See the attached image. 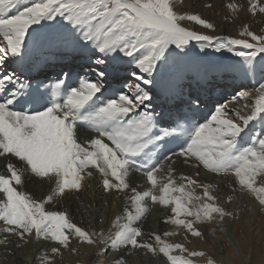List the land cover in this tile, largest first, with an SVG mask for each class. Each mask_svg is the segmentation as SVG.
Segmentation results:
<instances>
[{
  "label": "snow or ice",
  "instance_id": "snow-or-ice-1",
  "mask_svg": "<svg viewBox=\"0 0 264 264\" xmlns=\"http://www.w3.org/2000/svg\"><path fill=\"white\" fill-rule=\"evenodd\" d=\"M247 3L248 13L264 14L262 0ZM173 5L174 0H29L28 4L0 0V69L9 60L25 62L26 37L38 40L45 28L54 26L48 22L66 21L59 39L70 43L81 67L96 76L95 80L79 77L75 85L57 79L50 91H41L39 85L25 91L15 69L0 76V157L8 161V174H0L4 233L24 243L33 235L37 241H50L53 255L63 249L75 254V241L95 246L100 257L119 253L112 264H127V256L138 250L162 255L165 264H193L187 257H204L205 253L189 252L183 244L168 243L160 235L153 234L154 243L138 239L143 236L138 223L148 212L145 202L150 199L152 204L171 206L172 215L164 222L197 238H202V232L196 225L235 217L216 204L212 185L187 176H181L182 182L177 184L171 168L167 182L159 185L160 194H154L161 167L147 161L161 142L177 144L180 150H171L172 156L185 162L195 160L216 175L234 176L239 191L253 197L264 210V34H254L247 25L239 36L251 42L201 34L181 26V22H194L209 30L214 26L199 15L177 13ZM227 7L233 13L239 11L236 3ZM192 41L206 42L201 51L213 47L217 53L227 51L240 58H225L219 71L256 81L250 105L245 103L232 116L227 106L221 105L203 123L192 124L188 116L173 117L170 109L156 103L157 87L167 92L164 74L169 58L181 60V53L191 55L188 45ZM129 72L135 81L131 84L127 83ZM116 79L125 84L131 96L111 88ZM250 97L252 93L239 91L234 102ZM254 122L260 126L255 136L250 127ZM79 129L94 134L86 144L78 141ZM92 169L102 177L105 192L129 189L130 169L140 171L151 185L143 192L131 189L132 195L126 196L131 210L126 206L123 214L116 216L111 225L115 231L107 235L103 230L77 226L66 212L45 208L67 191L79 192L82 181L94 175ZM32 177L55 184L43 200L37 201L23 190ZM196 188H203L202 196L196 195ZM231 200L229 196L228 202ZM176 234L169 231L164 236ZM176 252L180 255L173 254ZM207 264L215 261L209 258Z\"/></svg>",
  "mask_w": 264,
  "mask_h": 264
},
{
  "label": "bare ground",
  "instance_id": "bare-ground-1",
  "mask_svg": "<svg viewBox=\"0 0 264 264\" xmlns=\"http://www.w3.org/2000/svg\"><path fill=\"white\" fill-rule=\"evenodd\" d=\"M179 1H181L182 3ZM211 1L212 0H175V6H176V10L180 12L189 11L188 9L192 8L191 10L194 11L195 13L200 10L202 3L205 2L209 3ZM240 1H245V0H240ZM28 2L29 0H24L25 4H28ZM215 2L216 1L213 0L211 3H215ZM205 14L206 13L203 12V15ZM222 22L219 23L217 27V32L215 31L216 32L215 35L237 39L238 31L236 30V26L227 22L225 23ZM48 23H55V22H48ZM62 25L63 24L59 23L57 29H51V27L45 28L41 32L40 38L35 41L28 40L26 37L27 47L24 49L25 55H29L27 57L29 59L30 58L35 59L38 56L42 55L41 56L42 59H45L46 54H51L52 51L56 49V47L58 46L63 47V50L60 51L62 53L60 56L63 55L64 59L58 62V64L61 63L62 65L61 68L62 70L58 74V78L65 79L68 85L77 84L79 77H86L88 79L95 80L96 76L94 73H91L90 75L87 69L85 70V72L82 69H79V64H81L80 63L81 60L79 59L80 61H78L77 58L80 57L73 51L71 44L65 43L59 39V37L63 34V27H61ZM181 26L186 27L184 23L181 24ZM198 30H199L198 33L204 31L201 29ZM31 47H34V49L32 50ZM170 47H174V46H170ZM55 56L57 57V55ZM72 58H74L73 62H69ZM225 58H230V57L227 56ZM225 58L223 56L218 58H211L207 56L195 57L194 55H189L185 57L179 63L180 66L178 67L177 70V76H176L177 79L175 80V82H173L172 79L169 78L168 76L164 75L167 84V92L165 93L161 91V88L158 86L156 91L159 95L156 103L163 105V107L166 109H170L173 117H175L176 115L188 116L192 124L203 123L205 119L210 118V115L212 112H214L215 108L221 105L227 106V110L229 112V115L231 116L232 112L241 109L244 104L243 101L239 99H235L234 102V98L236 97L234 96L231 97V95H234L236 89L239 88L245 89V91L252 93V96L254 97L255 88L258 87V84L254 79L249 78L248 80H244L243 78H233L230 74H224L221 71H219V66L222 63H224ZM258 58L259 57H257V59ZM126 59H130V58H126ZM231 59L238 60L240 58L232 56ZM70 63L74 64L73 68L71 67ZM68 69L71 70L69 71ZM0 71H2V73L4 71L11 72L12 64L8 63L7 65H3ZM66 73L68 74L67 77L65 76ZM15 75L17 74L15 73ZM18 79L21 84H23L22 82L31 81V79L28 77H18ZM134 82H135L134 77L131 75V73L130 72L127 73V83L131 84ZM38 85L40 86L41 91H44L46 88L49 89L50 91L49 82L45 81L43 84H38ZM110 86L113 90L120 89L126 94L131 96V93L128 92L127 87L123 83L118 82V79L112 82ZM220 86H223L221 87V90L217 91L215 94H210L211 88L215 89L216 87H220ZM226 87H228L227 91L223 92L222 88L223 89L225 88L226 90ZM118 94L119 93L117 92V95ZM156 111L158 112L160 111V109L157 108ZM157 131H159V128H157ZM252 134L253 136H255L258 135V132ZM93 135L94 134L91 132H88L84 129H79L78 141L83 144H86L87 139L91 138ZM160 145H161L160 150H158L157 148H153V150L151 151L150 153L151 159L147 161L148 165H152L156 163L158 160H160V152L166 151L165 148L170 147L171 150H175L173 144H171L170 142L167 144L161 142ZM166 153H168V151H166ZM172 158H173L172 160H174V163H172L174 167L172 169L173 170L172 176L176 179L177 184L182 182L180 180L181 176H187L193 179L197 176H200V174H204L205 177L209 178L210 181L216 184L217 186L227 187V185L230 186L233 184L235 187H237L235 184V179H232L230 177L219 176L216 174L212 176L210 173L207 174L203 172V170L205 169H202L201 171V169H199L200 165H198V162H196L195 160H189L188 162H185L184 158L182 157L172 156ZM12 159L13 162L19 165L18 161H14V158ZM139 159L140 158H138V160ZM7 162L8 161H6L5 158L0 157V174H4V175L8 174L6 169ZM170 168L172 167L168 166L167 163H165V166H163V168L161 169L162 172L156 174L158 177V187L154 190V194L156 195L160 194L159 185H162L163 183L167 182V178H164V176H162V173L165 172L168 175V170ZM183 168H185L184 170L187 171L182 172L181 170H183ZM90 171H93L94 175L92 177H89V179L87 177V179L85 178V180L82 181L83 186L79 192L75 190L67 191L64 196L55 197L52 203L45 205V208L50 211L57 210V211L66 212L67 214L70 215V217L73 218L75 224L83 229H86L88 231L103 230L104 233H106L111 227L112 222L114 221L116 216L123 214L126 206L129 208V210H131V202L130 200L126 199V196L130 197L132 195L131 189L135 188L138 192H143L150 189L151 185L147 183L146 177L143 176L140 171H137L135 169H130L129 177H128L129 189H127L125 192H116L114 190L105 192L102 186V177L98 173H95L94 169ZM54 187L55 184L52 181L40 180L32 177L31 179H28L26 181L25 185L23 186V190L28 192L37 201H40L43 200L45 197H47L51 193V190ZM217 191H218L217 193H220L223 191V189L221 188L220 190L218 188ZM229 196H233V195H229ZM233 199L234 201L232 203V207L234 208L237 207L241 202L240 193L235 192ZM145 203L146 206L148 207V212L138 223V226L144 227L145 232L143 233H146V236L148 237L147 239L151 241L153 239L152 238L153 234L161 236L162 234H164L166 228L169 226L164 221L169 216L172 215L170 211L171 206L164 207L159 204H152L150 199L147 200ZM247 218L250 219L251 217L249 216ZM100 219L102 220L101 222H99ZM240 219L232 224L227 223L229 227L224 225L220 226L219 223L211 222V225L208 226L207 228V230L209 229L208 232H206L208 234L207 235L204 234L208 238V240L213 238L214 241L216 242L219 241L227 245V251L225 255L221 257V259L227 262L228 264H232L233 261L239 264H249L250 251L246 247V240H247L246 232H247V226L249 220H240ZM3 227L4 225L0 224V253H1L0 259L2 258L5 259L4 263L47 264L45 263L46 252L47 250H49L50 252L49 247L52 246L49 241L42 240L40 242H35L33 240V238L35 239V236L33 235L31 238L28 239L27 243H22L23 241L22 242L19 241V239L14 237L12 234L4 233L2 231ZM240 228L245 229V231H242V235H239L240 236L239 237L238 229ZM156 229L157 232L155 233L154 230ZM210 229L213 232L211 234L209 233ZM213 239L212 242L208 241V243L205 242L203 244H199L197 247L199 249L206 250L209 253L215 252L216 248L214 246ZM100 247L103 246L101 245ZM82 250L83 251L81 252V256L80 255L77 256L78 261L76 262L77 263L82 262L84 264H93L91 260L89 261L90 258L89 255H91L92 253L95 254L97 248L86 247ZM236 251H238V253ZM118 255L119 253H111L105 259L100 258L99 260V258H97L98 264L100 263L99 261L101 260L105 261L104 264H112L114 257ZM136 256L135 258H133L132 255H128L127 262H131L133 264H141L138 261V259L136 260ZM262 259H261L262 261L261 264L264 263V258ZM160 261L162 260L160 259ZM154 262L156 261L153 262L151 261V264H162L159 261L156 263ZM67 263L68 264L74 263V260L72 261V257H70V255H67V257L65 258L64 264Z\"/></svg>",
  "mask_w": 264,
  "mask_h": 264
},
{
  "label": "rangeland",
  "instance_id": "rangeland-1",
  "mask_svg": "<svg viewBox=\"0 0 264 264\" xmlns=\"http://www.w3.org/2000/svg\"><path fill=\"white\" fill-rule=\"evenodd\" d=\"M215 1L217 2V4H216V2L215 3H211V2L202 3L200 10L198 12H195V13H194V11L191 10L192 8L188 9L189 11H182V12L176 10L175 0H174L173 7H174V10L177 13H179V14H195V15H199L202 19H204L205 21L211 23L214 26V30H209V29H204L203 27H201L199 25H196L194 22H189V21L181 22V24L184 23L186 25V27L189 28V30H193V31H196V32H199L198 29L204 30V31L200 32L201 34L211 35V36L215 37L216 36L215 33L217 32V27H218L219 23H221L222 21L224 23L227 22V23H230V24H233V25L236 26V30L238 31L237 32L238 33L237 39H247V40L250 41V38H248V37H240L239 36V32L242 30V28L245 25H247L249 30L252 31L256 35L264 34V14L257 13L255 16H253L252 14L248 13L247 12V6H248L247 0H245V1H240V0H215ZM179 2H181V1H179ZM262 2H264V0H262ZM229 3H236L239 6V11H237L236 13L231 12L228 9V7H227V5ZM209 4L211 5V7H206V5H209ZM182 9H184V8H182ZM203 12H205L206 13L205 15H208V16L203 15ZM59 23L64 25V24H66V21H59V22L53 23L54 26L51 27V29H57ZM63 25L61 27H63ZM220 25H222V24H220ZM216 37H221L222 38V36H216ZM204 43H206V42H195V41L194 42L193 41L190 42V44L188 45V48L191 49V53H192L191 55H194L195 57L207 56V57H211V58H218V57H222V56L224 58L227 57V56L230 57V58L232 57V54L228 53L227 51H224V52H221V53L215 52L213 47H205L204 51H201V45L204 44ZM170 48L174 49V47H170ZM175 51H179V50H175ZM180 55L183 57V59L185 58V56H183V53H181ZM183 59H181V60H183ZM181 60H176L175 58H172V57L169 58V61H168L167 67H166V72H165L164 75H166L169 78H171L173 82H175V80L177 79V77H176L177 76V70H178V67L180 66L179 63L181 62ZM221 87H223V86L216 87L215 89L211 88L210 89V94H215L217 91L221 90ZM222 90H223V92L227 91V87H226V90H225V88L224 89L222 88ZM239 91H245V89H242V88L241 89L240 88L236 89L234 95H231V97L232 96L237 97V93ZM252 98H253V96L250 97L248 101H244V100H241V101H243L244 104L248 103L250 105L251 102H252ZM234 113L235 112H232V115ZM252 126H253V128H252L253 132L252 133L258 132V134H259V132H260L259 124L254 122L253 125H251V127ZM170 143L173 144L175 151H179L180 150L176 143H174V142H170ZM156 148L158 150H160L161 149V145L159 147H156ZM167 148H165V150L168 151L169 154L166 153V151L160 152V160L157 161L159 163H157V162L154 163V164L160 166L161 169L163 168V166H165V163H167L168 166L172 167L171 169L174 168L173 165H172V163H174V160H172L173 158L171 160L167 159V157L171 156V153H172L171 152V148L170 147H167ZM199 167H200L199 169H201V171H202V169H204V168H202L203 167L202 165H200ZM184 169L185 168H183V170H181V171L182 172H186L187 170L185 171ZM161 172L162 171H160L158 173H161ZM203 172H205L207 174L210 173L207 170H203ZM210 174L212 176H214V173H210ZM162 176H164V178H167L166 176H168V175H167V173L163 172ZM219 176L230 177L232 179H235V177L232 176V175H219ZM86 179H87V177H86ZM88 179H89V177H88ZM193 179H195L198 183L201 182L200 184H210V185H212V189L210 191H211V194L214 197H216V204L218 206H220V207H223L226 211L233 212L234 217H235V218L225 217V219L223 221H220L219 218H217V219L212 220L211 222L219 223L220 226L224 225V226H228L229 227L228 224H232V223L236 222L237 220L240 219V217H241L240 220H249L248 226H247V232H246V238H247L246 247L250 251L249 264H261L262 263L261 259L264 258V210L260 209L258 203L254 200L253 197H251L247 193L240 192L238 187H235L233 184L230 185V186L227 185V187L224 186L225 188L217 186L216 184L212 183L209 178L205 177L204 174H200V176H197V177H195ZM261 179H264V178H261ZM198 180H200V181H198ZM217 187L220 190L222 188L223 191L220 192V193H217L218 192L217 191L218 190ZM233 188H237V190L233 191ZM202 189L203 188H196L195 189L196 195L202 196L203 195V190ZM235 192H239L240 193L241 202H240V204L237 207L233 208L232 207V203L234 201L233 198H234ZM229 195H233V196H231L232 197L231 202L227 201ZM202 202L203 201H201V203ZM48 211H50V210H48ZM53 211H57V210H53ZM68 216H69L70 220L73 223H75L73 218L70 217L69 214H68ZM249 216L251 217L250 219L247 218ZM101 221L102 220L100 219L99 222H101ZM211 222L210 223L206 222L204 224L196 225L198 230H200L202 232V237L203 238L192 237L190 233H186L183 229H177L176 226L171 225V224H167L169 226L166 228L165 232H169V231L173 230V232H176L177 234L174 235V236H168V237H165L164 234H162L161 238L166 240L168 243H172V244L180 243V244H183L187 248V250L189 252H192V251H202V252H204L205 253L204 257H187V253L183 254L185 257L191 259L193 264H207V260L209 258L213 259L215 261V264H228L227 262H225L224 260L221 259V257H223L225 255L226 251H227V245L222 243V242H219V241L216 242V241H214L213 238L208 240V238L204 235V234H206V235L208 234L206 232H208L209 229L207 230V228H208V226L211 225ZM104 225H105V223H104ZM110 228L105 233V235H107L110 230L111 231H115V229H112V228L110 229ZM141 229H142V232H145L143 226L141 227ZM154 231L156 233L157 229L154 230ZM242 231H245V229H242V228L238 229V236L242 235ZM209 233L210 234L213 233L211 229H210ZM13 236L16 237L15 235H13ZM16 238L19 239L18 237H16ZM147 238L148 237L146 236V233H143V236L141 238H138V239H141V240L145 239L144 241H147V242H150V243H154V239H152L150 241ZM212 239L214 241V246H215L217 252L215 251V252L209 253L206 250H202V249H199L197 247L199 244H203L205 242L208 243V241L212 242ZM33 240L35 242H40L43 239L37 241L36 238L35 239L33 238ZM22 243H24V242H22ZM72 247L76 248V253L75 254L70 253V251L67 250V249H63V250H61V252L59 254L53 255L51 253V246H50L49 247L50 252H49V250H47V252H46V257H45V261L46 262L45 263H47V264L48 263H50V264H64L65 258L67 257V255H70V257H72V261L74 260V263H70V264H84L82 262H80V263L76 262V261H78V257L77 256H79V255L81 256V252L83 251L82 249H84L86 247L87 248L88 247L92 248V247H95V246H88V245H82L81 246V244H79V243L74 241L72 243ZM68 251H69V253H68ZM48 252H49V254H48ZM77 252H79V253H77ZM236 252L238 253V251H236ZM110 254H111V252L106 257H108ZM173 254L174 255H180L179 252H176V253H173ZM131 255H132L133 258H135V256L137 255L136 256V260L138 259V261L141 264H151V261L152 262L153 261H156V262L159 261L162 264H165V261H166V258H164L162 255L157 256V257L156 256H152L151 254H145L144 250H138L136 252H133V254H131ZM219 255H220V257H219ZM257 255H258V257H257ZM89 257H90L89 261L91 260V262L93 264H98V259L97 258H99V260H100V258H102V259L106 258V257L97 256L96 253L95 254L92 253L91 255H89ZM0 258H1V253H0ZM152 258H154V259H152ZM160 259L162 261H160ZM4 261H5V259H3V258L0 259V264H6V263H4ZM99 262H100L99 264H104L105 261L101 260ZM156 262H154V263H156ZM127 264H133V263L127 262ZM232 264H239V263L233 261Z\"/></svg>",
  "mask_w": 264,
  "mask_h": 264
}]
</instances>
